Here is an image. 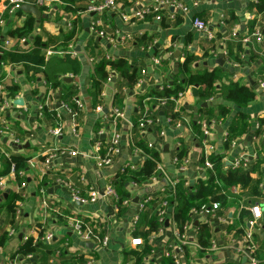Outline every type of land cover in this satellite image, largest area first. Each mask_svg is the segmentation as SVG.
Instances as JSON below:
<instances>
[{"label": "crops", "instance_id": "obj_1", "mask_svg": "<svg viewBox=\"0 0 264 264\" xmlns=\"http://www.w3.org/2000/svg\"><path fill=\"white\" fill-rule=\"evenodd\" d=\"M85 1L90 3L93 0ZM154 1L118 0L115 9L101 15L87 12L70 15L64 11L65 0H48L47 4L36 5L40 11L36 17L24 11L8 12L3 8L4 1L0 0V16L6 12L7 17L0 25L2 37L0 39L10 38V49L15 47L27 50L30 47V40L20 43L16 37L7 36L6 32L21 26L31 14L35 18L33 33L49 44L43 50L44 56L46 49L49 48L62 51H70L71 48L72 53L77 54L80 60L78 74L63 76L62 84L55 88L48 87L40 74H36L32 79L28 78L21 64L6 63L1 66L0 83L3 88L14 81L18 85V90L15 95L7 96L11 102L7 108L0 111V120L3 118L6 121L14 138H16L14 133L19 136V144L16 145H21V148H14L11 139L2 134L0 149L4 154H27L30 159L27 180L22 187L16 186L14 175L9 173L8 176L2 177L6 189L0 193V203L6 198L3 194L9 190H19L23 196L20 200V213L11 225L5 224L4 217L0 215V235L7 231V239L0 245V264H87V261L88 264H130L124 262L123 251L135 247L132 243L134 238L132 231L140 212L141 201L144 198L153 199L158 196L161 200L164 192H159V189L163 184H168L163 177L160 181L151 178L142 185L130 186L132 197L125 211L120 216L117 215V208L103 195V190L112 176L124 165L129 162L139 165L145 157L143 151L134 152L131 147L132 141L145 142L159 152L162 172L169 179H184L186 184L191 186L198 177L204 175V171L198 165L204 154L202 139L193 131L190 122L184 127L165 124L163 122L165 105L156 106L155 122L132 127L131 117L138 111L137 97L143 95L148 87L168 81L186 51L200 56L213 42L215 47L213 52L210 50L211 55L205 60L199 59L194 67L200 69L218 66L222 73L219 82L237 81L255 92L254 100L240 108L232 102L224 101L219 93L206 102L205 106L209 108L224 104L231 109L224 120L211 122L209 140L213 145L212 151H224L225 130L237 110L249 115L250 123L245 133L236 139L235 144L224 151L225 164L232 165L236 158L246 156L251 167L260 152L264 151V138L255 136L258 118H264V94L257 88L258 81H264V13L256 15L255 26L261 31L260 38L255 40L252 38L249 41L251 45L241 56L242 62L238 63L228 59L225 46L226 43H233L236 39L251 33L246 26L248 19L254 15L246 9L251 0H178L187 7V12L174 10L173 17L165 12L160 20H156L152 14L142 19L134 16L136 11L152 5ZM229 14H232L233 20L226 21ZM194 16L206 23L213 35L211 40H207L204 34L193 27ZM73 17L77 20L74 43L67 49H59L60 45L54 46L61 38L59 30L68 29L70 19ZM95 19L99 20L98 30L105 34H115V41L109 42L94 32L91 24ZM234 33L235 36L232 35ZM140 35H146L151 39L145 48L136 43L135 39ZM99 53L112 59L124 57L132 65L142 68V80L133 87L124 82L119 72L110 73V79L104 83L99 96L101 103L98 105L102 107L100 111L97 110L98 105L91 106L88 92V81ZM252 54H256L257 58L251 59ZM154 58H158L159 62L155 63ZM217 58H221L223 63H217ZM70 84L75 85L78 90L76 100L80 105L77 115L60 99L62 87ZM119 90L123 92L121 105L124 117H113L111 115L115 108L112 105L113 95ZM1 92V95H5L4 90ZM40 104L47 111H53L54 115L43 112L40 115L37 109ZM146 106L144 103V108ZM169 107L184 112L190 120L197 119L199 115V105L190 90L184 91L176 103L170 104ZM56 124L61 126V134L53 137L49 130ZM161 130H164L163 136L160 134ZM113 131L120 136V151L109 165L98 166L94 158L99 154L96 146L99 143L103 152ZM4 137L5 142L2 141ZM180 139L185 142L187 149V162L183 170H178V165L172 161ZM25 144L26 146H23ZM53 148L58 152L48 164L49 168H46L44 161L48 159V152ZM40 156L45 158L41 160ZM134 157H138L135 162L132 160ZM46 173H49L53 180L49 186L43 187L40 186V182ZM250 177L251 181L244 187H237L236 192H233L235 197L229 199L230 202L226 205H219L213 216L191 213L185 230L187 251L177 252L179 264H248L245 241L241 234L235 233L236 230L244 233L248 229L254 236L253 255L257 264L260 262L264 264V164L258 171H252ZM258 178L261 179L262 187L256 200L260 216L255 224L249 225L251 214L247 210L249 206L247 201L253 197L250 195V186ZM89 188L97 191L98 196L94 202L80 203L72 199L70 189L86 196ZM40 189L44 190L43 196ZM136 196L138 200L134 202L133 198ZM171 215L172 206L168 205L165 208L167 225L163 223V226L150 237L153 249L149 259L153 264H162V259L165 258L164 251L168 244L174 241L176 228ZM72 217L81 218L100 235L107 236V243L102 245L81 240L69 227V219ZM201 222L208 224L211 241L214 244V247L210 246L209 253L203 255L198 254L199 247L196 246L197 226ZM48 232L53 236L47 245L53 249L61 248L63 253L56 250L43 263L40 261L41 254H32V259L26 258V255L15 254L18 245L27 236L41 238ZM79 257L84 261L82 262Z\"/></svg>", "mask_w": 264, "mask_h": 264}, {"label": "trees", "instance_id": "obj_2", "mask_svg": "<svg viewBox=\"0 0 264 264\" xmlns=\"http://www.w3.org/2000/svg\"><path fill=\"white\" fill-rule=\"evenodd\" d=\"M64 11L68 14H75L80 12H86L88 1L85 0H65ZM248 12L254 13L253 17L247 21V28L251 32L256 25V15L264 13V0H251L246 5ZM7 11V10H6ZM17 12H22L20 9ZM4 21L7 19L6 12L1 15ZM162 19V17H161ZM232 14H229V18L225 19L230 21ZM35 26V18L30 14L23 24L19 27L10 29L6 32V35L12 38H25L24 42L30 40L31 45L27 50H19L12 48L10 50H4L0 48V70L2 64H21L23 71L27 77L32 79L36 74H40L45 81L46 85L50 88H55L62 84V78L65 75L75 76L80 69V60L77 54L70 51H64L62 53H53L48 57L44 56L43 50L49 44L42 40V38L33 33ZM97 29H99L97 27ZM59 34L61 38L56 42L54 46H59V49H67L69 45L74 43L77 35V20L75 17L70 19V26L68 29L60 28ZM218 35H216L217 37ZM136 43L142 47H146L151 42V39L146 35H140L136 37ZM255 40V39H254ZM251 43L243 42L241 39H236L233 43H226L225 50L228 59L234 62H242V55L248 50ZM215 44L210 43L208 49L204 50L202 54L196 55L193 52H184L183 58L177 63L176 70L172 73L171 78L158 84L157 86H150L146 89L143 95H139L136 99L137 113L131 117L132 127L138 126L139 122L143 119L142 115L145 111L144 99H146L147 112L149 118L153 122L156 120L155 109L160 99L176 97L179 92L190 90L191 94L195 98L199 105V115L197 119L190 120L193 131L198 137H202V130L200 123L205 122L211 124L212 121L224 120L231 109L227 105L220 104L215 108H209L203 106L202 103L207 102L216 93H219L224 101L232 102L236 107L240 108L246 106L252 102L255 98V92L248 86L238 83L237 81L227 80L226 82H219L222 73L218 66L212 68H198L194 67V64L199 59L205 60L209 57L210 50H214ZM257 58L256 54L251 55V59ZM94 71L88 81V92L90 95V103L92 107H95L101 100L99 98L102 92L104 83L110 79L111 72H119L124 82L133 87L137 82L142 80V68L140 66L132 65L126 58L118 57L112 59L105 54L99 53L95 59ZM2 75L0 73V79ZM3 90L6 96H13L18 90L16 82L12 81L10 84L5 85ZM77 87L73 84L67 87H62L60 99L65 105L75 114H78L79 106L76 103L77 99ZM123 92L117 91L113 95L112 105L119 109H122ZM2 95L0 93V100ZM166 111L164 117L171 119V124L175 123L181 118L182 111L174 110L169 107V104H165ZM43 113L54 115V112L47 111L43 106ZM186 115V114H185ZM250 123V117L241 110H237L231 120L229 121L224 135V151L228 150L231 143L241 137ZM264 133V118H258V126L255 129V136L259 138ZM14 136L18 139L19 136L14 133ZM132 149H138L143 151L145 157L142 162L136 167H131V163L124 165L120 171L116 172L110 179V184L115 189L118 198L113 201L117 208V215H121L126 205L123 201L132 197L130 191L131 183L142 185L155 177L158 181L162 180V174L157 169V162H160L159 152L147 143L134 140L131 143ZM212 151L208 155V160L212 164L211 169H206L204 175L196 179L195 183L191 186L185 184L184 179H178L174 188L172 189L169 184H163L159 192H164V199L172 206L171 218L174 222L177 232L182 233L184 226L190 220L191 213L193 211L199 212L202 206L209 207L213 203L218 205H226L230 202L229 199L234 198L235 194L231 191L232 187H244L250 181V173L252 171H258L259 167L264 164V151L260 152L259 157L252 162L251 167H244L242 163L236 166L226 165L223 158L225 152ZM187 155V149L185 142L180 139L179 146L177 147L176 157L178 160H182ZM45 156H40L43 160ZM29 155L20 153H10L5 155L0 149V178L6 177L10 173V168L14 166V183L16 186H20L27 180V173L29 170ZM204 162L203 156L200 158L198 165L202 166ZM180 161L177 163L179 165ZM53 180L49 173L42 176L40 186L47 187ZM261 179L254 180L250 186L251 197L247 203L249 206L257 204V197L260 196L262 187L260 185ZM162 189V190H161ZM22 200L21 192L9 190L6 198L2 199L0 203V215L4 217V223L11 225L14 221V213L17 203ZM160 197L144 198L142 199V208L138 213V216L134 222L132 236L134 238H140L141 243L134 248L123 251L124 262L130 264H153V261L149 259L153 246L150 244V237L152 233L157 231L163 223L158 221L159 217L154 214V208L160 203ZM243 212V211H242ZM242 212L240 215H242ZM248 213V212H247ZM236 235H242L241 230H236ZM252 234V238H253ZM7 239V231H4L0 235V245H3ZM196 242L199 245L197 250L198 254L203 255L209 253L211 246V232L206 222H201L197 226ZM183 252L187 251L186 246L182 245ZM63 253L61 248H50L47 242L41 238H33L27 236L19 245L15 254L22 256L41 254L40 261L43 263L47 261L49 255L55 251ZM254 254V250H253ZM165 257V256H164ZM80 258V257H79ZM82 262L84 261L80 258ZM148 260V261H146ZM162 264H176L171 256H166L162 259ZM263 264V263H258Z\"/></svg>", "mask_w": 264, "mask_h": 264}, {"label": "built area", "instance_id": "obj_3", "mask_svg": "<svg viewBox=\"0 0 264 264\" xmlns=\"http://www.w3.org/2000/svg\"><path fill=\"white\" fill-rule=\"evenodd\" d=\"M3 1H4L3 8H5L8 12L19 10L20 6L26 2H32L35 5H44V4H47V2H48V0H3ZM117 2H118V0H93L92 2H90L87 5L86 12L94 14V15H101L104 12L112 11L113 9H115L117 6ZM174 10H180L182 13H185V12H187V7L178 0H155L152 5L143 8L141 11H136L134 13V16L138 19H142L144 16H146L148 14H152L156 20H160L161 17L165 14V12L168 13V16L173 17L174 16ZM2 24H3V19L0 16V25H2ZM98 24H99L98 19H95L92 21L91 26L94 27V32L96 34H98L99 36L104 37L109 42L115 41V34H105L102 30H98L97 29ZM192 25L197 31H200L202 34H204V37L207 40H211L213 38V35L210 32L208 26L206 25V23L201 18L194 16L192 19ZM232 35L235 36L236 34L234 33ZM260 36H261V31L258 27L255 26L254 29L251 31V33L248 36H242L241 37V41L247 43L252 38L259 39ZM25 40L26 39L24 37L19 38V39L17 38V41H19L20 43H23ZM9 46H10V38L0 39V48L1 49L10 50ZM62 52H64V51L53 50V49L49 48V49H46V51H45V57H48L49 55H52L53 53H62ZM70 52H73L71 50V48H70ZM154 62L158 63L159 59L154 58ZM257 88H258L259 92L264 94V81H261V80L258 81ZM1 91H3V85L0 83V92ZM183 94H184V92H179L176 97L160 99L158 102V105L164 106L166 103H168L169 105L170 104L173 105L174 103H176L177 99L180 98ZM146 99L143 100L144 103H146L145 102ZM10 102H11L10 98L5 96L4 94H2V99L0 100V111L2 112L5 108H7L10 105ZM76 103L78 104V106L80 105L78 100H76ZM147 108L148 107L146 106L145 111L142 115L143 119L139 122L138 126H142L146 123L152 122L151 118H149V113L147 112ZM172 108L174 110H178V109H175L174 107H172ZM37 109H38L39 114L41 115L42 110H43V105L40 104L37 107ZM97 110H99V111L102 110V107L98 105ZM57 114H56V118H58ZM111 115L113 117H124V111L119 110L117 108H114L112 110ZM180 117L181 118L175 123L174 127H178V126L184 127L187 124H189L190 119L187 115H185L184 112H183V114L181 113ZM163 122L165 124H171V119L169 117H164ZM200 126H201V130H202V134H203L201 139H202V143L204 145V154H203L204 162H203V165L199 166V167H200V169H202V171H205L206 169L212 168V164L208 160V155L213 150V145H212L211 141L209 140L211 124L208 125L205 122H201ZM49 133L51 136L57 137L58 135L61 134V126L59 124H56V126L52 127L49 130ZM2 134L6 135V137H9L11 139L12 143L19 144L18 139L13 137V134L11 132L9 125L6 123V121L3 118L0 120V135H2ZM160 134L163 136L164 130H161ZM259 138L263 139L264 133L261 134L259 136ZM235 141H233L231 143V146H233L235 144ZM148 146H151V145L148 144ZM96 149L98 150V153H99L94 157L96 164L98 166L109 165L113 161L114 157L120 151V136H119V134L114 132V131L111 133V136L108 139V142L106 143V145L103 148V152H101L102 150H101V146L99 143L97 144ZM133 150L135 153H138L140 151L138 149H133ZM56 152H58V150L56 148L49 150L48 159H45V161H44L46 168H49L48 164L50 163L52 158L57 154ZM5 155H8V154L6 153ZM172 161L176 165L180 161L177 168H178V170H183L184 164H186L187 159L185 157L182 160H178V158L175 155L173 157ZM239 163H242V165L244 167H249V160L246 158V156H240V157L236 158L232 162V165L236 166ZM136 166H137L136 163H131V167H136ZM156 166H157V169L161 172L162 178L164 177L165 181H167V183L173 189L176 182L178 181V178L169 179L166 176V174H164L162 172V166L160 165V162H157ZM13 173H14V166L12 165L10 168V174L14 175ZM152 180H156V178L152 177ZM57 181H61V180L57 179ZM23 185H24V183H22L20 186L22 187ZM131 186L136 187L137 184L131 183ZM5 189H6V183L4 182L3 178H0V193H2ZM236 189H237V187H232L231 191L236 192ZM70 192H71L72 199L74 201H77L80 203L94 202L98 196L97 191L93 188H89L87 190L86 196L81 195L78 191H75L72 189H70ZM40 194L43 196V194H44L43 189H40ZM103 195L106 196L109 200H111L112 203L115 199L118 198V195H117L115 189L112 187V185L110 183L105 186V188L103 190ZM22 196H23V194H22ZM164 197H165V195L162 197L160 203L158 204V206L155 209V214L159 217L158 221L160 223L164 222L165 217H166L165 216V208L169 205L168 202L164 199ZM130 199L131 198L124 200L123 204L127 205L129 203ZM44 203H45V201H44ZM20 205H21V202L19 201L17 203L16 209H15L14 218H17L18 214L20 213V210H19ZM114 206H115V204H114ZM218 207H219L218 203H213L209 207L202 206V208L199 212L193 211L192 213H198V214H205L208 216H213L215 214V210ZM115 208H116V206H115ZM141 208H142V203L140 204V209ZM247 210L251 214V217L248 220V224L253 225L256 223V221L258 220V218L260 216V208L258 205L255 204L252 206H248ZM69 220H70L69 227L75 233H77L78 236L80 237V239L83 240L84 242H86V241L98 242V243H101L102 245L107 243V241H108L107 236L100 235V233H98L92 226L88 225V223L84 222L81 218L72 217ZM187 225H188V222L184 226V231L182 233H179L176 230V233L174 234V241H172L168 244V247L166 248V250L163 253V256H165V257L171 256L174 259V262L176 264L180 263L178 258H177V252L178 251L181 252V250H182L181 246L186 244L185 230L187 228ZM161 226H163V225H161ZM9 234H11V231H9ZM52 236H53V234L51 232H48L45 235H43V237H41V239L46 241V242H49L50 239L52 238ZM242 237L245 241V250L247 252L248 264H257V260L253 255L254 246L252 243L251 231L249 229L246 230L242 234ZM132 243L134 246H137L141 243V239L140 238H133ZM196 246L199 247V245L197 243H196ZM212 247H214V244L211 241V248ZM26 258L32 259V255H26ZM88 263H89V261H87V264Z\"/></svg>", "mask_w": 264, "mask_h": 264}, {"label": "water", "instance_id": "obj_4", "mask_svg": "<svg viewBox=\"0 0 264 264\" xmlns=\"http://www.w3.org/2000/svg\"><path fill=\"white\" fill-rule=\"evenodd\" d=\"M20 10L21 11H24L26 13H32L36 17H38L39 14H40V11H39L38 7L35 4L29 3V2L23 3L20 6ZM0 38H2V37H0ZM77 49H78V47H77ZM216 62L219 63V64H222L223 63V61H222L221 58H217L216 59ZM65 79L69 80L70 78H65ZM202 105L205 106L206 105V102L202 103ZM103 111L106 112V109H104ZM2 141L5 142L6 141V137H4ZM14 145H13L14 148H21V145H16V144H14ZM23 146H26V144L23 145ZM137 159H138V157H134L132 160L135 162ZM3 195H4V197H6L7 196V193L5 192ZM137 200H138V197L137 196L133 198V201L134 202H137ZM167 223H168V221L165 220L164 225H167ZM194 224H196V222ZM87 245H91V243H87Z\"/></svg>", "mask_w": 264, "mask_h": 264}]
</instances>
